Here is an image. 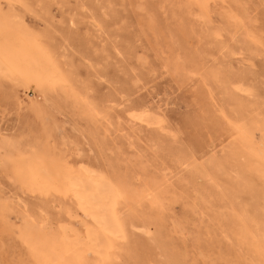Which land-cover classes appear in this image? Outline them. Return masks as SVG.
Returning <instances> with one entry per match:
<instances>
[{
	"label": "rangeland",
	"instance_id": "rangeland-1",
	"mask_svg": "<svg viewBox=\"0 0 264 264\" xmlns=\"http://www.w3.org/2000/svg\"><path fill=\"white\" fill-rule=\"evenodd\" d=\"M0 24L61 78H0V264H41L25 215L97 225L38 153L118 176L113 264H264V0H0Z\"/></svg>",
	"mask_w": 264,
	"mask_h": 264
},
{
	"label": "bare ground",
	"instance_id": "bare-ground-1",
	"mask_svg": "<svg viewBox=\"0 0 264 264\" xmlns=\"http://www.w3.org/2000/svg\"><path fill=\"white\" fill-rule=\"evenodd\" d=\"M11 25L10 24H4V25L0 24V78L7 75L13 81L22 82L27 91L31 90L35 92L36 98H42L43 96L48 94L47 92H49L50 94L53 93L54 89H52V85L54 84V82H56L55 81L57 80L56 78H59V74H58L59 72L57 73L58 69L56 70L54 65H52L46 58L47 56L45 57V55H43L44 52L43 53L40 52L43 49H39L40 51L34 49L33 46H31V44L29 43V41H27L28 39L26 40L23 37V35L19 31H17L16 28L15 30ZM43 47H45V45ZM59 79L61 80V78ZM66 88H68V86ZM60 94L61 93L55 91V95H57V97L60 96ZM65 94L67 95V93ZM156 119L153 116H147V115L143 117V121H146L148 123H154ZM1 150L2 148L0 147V151ZM44 156L45 155L42 156L41 153L37 154L35 158L36 167H38L39 170L45 171L46 174H48V176L50 177L51 181L60 180L64 185H67L70 188L69 191L71 195H69V197H72L71 199L75 200V203H76L75 206H77V208L80 207V209L86 212V214L88 213L90 216L94 217L97 222V225L94 226L90 224L88 230L86 231L87 233L84 234L80 232L79 229H75L71 227L70 225H63L59 229H53L52 227L49 226L47 221H45V219L47 218L42 219V218L34 217L31 215L23 216L24 229L31 239L30 243L32 247L35 249V252L38 256V259H40L41 264H113L114 256H113L112 248L114 246V239L122 236V230H121V226L119 224V219L117 216L118 214L116 213L117 212L116 205L120 197L127 196V194L125 193L126 189L124 185L122 186L121 184L122 182L120 183L118 181L119 178L118 176L114 174V172L106 173L104 170L93 169V168L89 169L87 174H83V173L78 174V175L72 174V176L69 177L68 175H65V173L61 172L60 170L61 168L59 169L57 168V166H53V162L47 156L46 158L49 160L50 165L51 163L52 165L50 166L46 164L43 161L45 159ZM42 163L45 166H49V168L40 166V164ZM71 170H69V173ZM21 178L24 179V182H26V184L30 181V178L26 177L25 174L21 176ZM19 180H18V184H19ZM13 181L15 182V180ZM29 183L32 184L31 182ZM48 183L50 184V182ZM60 188L58 187V191ZM143 188H146L145 184L143 185ZM62 189L60 191H62ZM37 190L39 191V189ZM44 190H42V192ZM46 190L48 191V189ZM133 191L135 192L136 190H133ZM144 193L146 192L143 190L141 191L140 189L139 191L137 189V193L135 192L136 195H141ZM23 207L25 208V206ZM67 210H68V214L71 217L73 218L78 217L77 209L73 210L70 206L69 207L67 206ZM37 212H40V211H37ZM123 236H124V232H123ZM27 239L29 240V238ZM90 257L93 258V260H91Z\"/></svg>",
	"mask_w": 264,
	"mask_h": 264
}]
</instances>
